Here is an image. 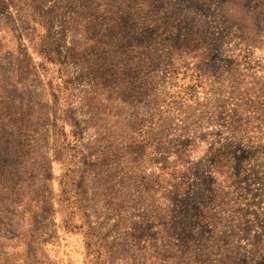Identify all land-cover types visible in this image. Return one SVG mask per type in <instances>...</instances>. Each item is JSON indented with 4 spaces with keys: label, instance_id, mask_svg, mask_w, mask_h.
Wrapping results in <instances>:
<instances>
[{
    "label": "rangeland",
    "instance_id": "obj_1",
    "mask_svg": "<svg viewBox=\"0 0 264 264\" xmlns=\"http://www.w3.org/2000/svg\"><path fill=\"white\" fill-rule=\"evenodd\" d=\"M0 264H264V0H0Z\"/></svg>",
    "mask_w": 264,
    "mask_h": 264
},
{
    "label": "trees",
    "instance_id": "obj_2",
    "mask_svg": "<svg viewBox=\"0 0 264 264\" xmlns=\"http://www.w3.org/2000/svg\"><path fill=\"white\" fill-rule=\"evenodd\" d=\"M116 19L117 18H110V20H109V23H110V25H109V27L110 28H108L109 30H112L113 29V27H115V25L117 26L118 25V22L116 21ZM108 23V24H109ZM115 23V24H114ZM105 30H107L106 28H105ZM90 38H93V37H90ZM107 42V41H106ZM106 42H102L104 45H107V44H109L108 42L106 43Z\"/></svg>",
    "mask_w": 264,
    "mask_h": 264
}]
</instances>
